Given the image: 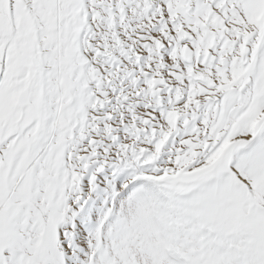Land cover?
Returning a JSON list of instances; mask_svg holds the SVG:
<instances>
[{"label":"snow or ice","instance_id":"1","mask_svg":"<svg viewBox=\"0 0 264 264\" xmlns=\"http://www.w3.org/2000/svg\"><path fill=\"white\" fill-rule=\"evenodd\" d=\"M0 264H264V0H0Z\"/></svg>","mask_w":264,"mask_h":264}]
</instances>
